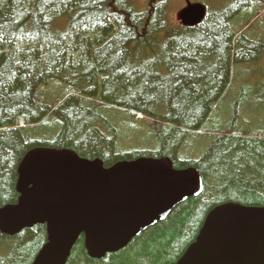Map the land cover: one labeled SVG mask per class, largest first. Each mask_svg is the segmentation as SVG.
Returning <instances> with one entry per match:
<instances>
[{"label":"trees","instance_id":"obj_1","mask_svg":"<svg viewBox=\"0 0 264 264\" xmlns=\"http://www.w3.org/2000/svg\"><path fill=\"white\" fill-rule=\"evenodd\" d=\"M136 1L0 0V209L17 202L18 167L35 148L69 149L106 168L166 157L175 169L196 168L203 181L197 197L124 249L92 259L80 237L66 264H175L216 206L264 207V132L230 128L211 135L207 128L230 88L231 60L250 63L246 50H264L261 41L231 26L252 0L207 7V17L193 27L173 26L168 7L174 0H143L142 8ZM55 84L62 92L45 101ZM100 107L147 125L154 148L118 153L112 136L103 144L95 140L104 120ZM52 121L60 125L52 142L32 137L34 129ZM204 137L210 142L199 155H180L183 146H200ZM191 138L199 143L192 145ZM45 242L41 225L14 236L0 232V264H31Z\"/></svg>","mask_w":264,"mask_h":264},{"label":"water","instance_id":"obj_2","mask_svg":"<svg viewBox=\"0 0 264 264\" xmlns=\"http://www.w3.org/2000/svg\"><path fill=\"white\" fill-rule=\"evenodd\" d=\"M204 17L200 4L179 14L189 27ZM201 191L196 168L175 169L166 157L105 168L69 149L35 148L19 164L17 202L0 209V232L45 226L46 242L31 264H66L80 237L87 255L101 260ZM175 264H264V207L216 206Z\"/></svg>","mask_w":264,"mask_h":264},{"label":"rangeland","instance_id":"obj_3","mask_svg":"<svg viewBox=\"0 0 264 264\" xmlns=\"http://www.w3.org/2000/svg\"><path fill=\"white\" fill-rule=\"evenodd\" d=\"M207 1V7L212 9L211 6L214 4L221 5L227 3L228 0ZM139 2L136 1L135 4L138 8H142L144 1L139 0ZM192 3L189 0L170 2L168 11L170 10L174 27L179 22L178 14L188 4ZM231 26L234 32L245 35L249 40L261 41L264 44V2L262 0H252L250 6L244 8L242 12L232 18ZM247 53L251 56L250 63H234L233 60L230 62V88L225 97L216 104L207 122L208 131H212L211 135H219L230 128L235 129L240 134L264 132V50L260 52L251 47L250 50H246ZM55 85L54 88L50 89L52 90L50 96L45 101H49V99L62 92V85ZM98 113L104 120L99 122L97 131L94 132L95 140H99L103 144L105 136H112L115 141L113 151L116 150L118 153H127L129 150L143 152L154 148L152 146H155V139L147 125L140 122L132 123L128 117L118 110L100 107ZM140 118V116L135 117L138 121H140ZM233 119H235V122H233ZM232 123L235 124L233 127ZM109 127L113 129V132L109 130ZM59 128V123L52 121L38 126L31 132V135L41 142H52ZM107 139V142H111L112 138ZM191 140L192 138L189 142L192 145H194L193 143H199V140ZM209 142L210 139L204 137L200 142V146H183L180 155L183 158L197 156L203 146H206ZM128 154L131 155V153Z\"/></svg>","mask_w":264,"mask_h":264},{"label":"bare ground","instance_id":"obj_4","mask_svg":"<svg viewBox=\"0 0 264 264\" xmlns=\"http://www.w3.org/2000/svg\"><path fill=\"white\" fill-rule=\"evenodd\" d=\"M171 212H172V211H171ZM171 212H170V213H171ZM170 213H169V214H170Z\"/></svg>","mask_w":264,"mask_h":264}]
</instances>
